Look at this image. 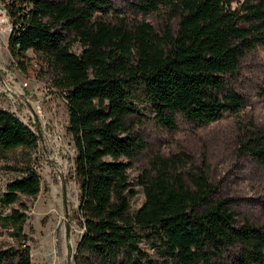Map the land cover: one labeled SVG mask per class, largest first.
I'll return each mask as SVG.
<instances>
[{"label": "trees", "instance_id": "16d2710c", "mask_svg": "<svg viewBox=\"0 0 264 264\" xmlns=\"http://www.w3.org/2000/svg\"><path fill=\"white\" fill-rule=\"evenodd\" d=\"M124 1L141 14L163 11L160 31L144 21L99 19L111 0H3L9 55L41 54L65 101L82 229L75 263L154 264L140 246L150 241L163 253L162 264H264V222L260 228L237 221L188 155H152L135 179L142 193L135 208L127 175L144 147L131 119L137 90L153 122L167 131L176 115L202 125L240 109L244 101L229 83L239 58L264 44V0ZM35 145L34 133L0 107V152ZM238 148L264 165V133L256 126L243 127ZM15 171L0 206L39 190L30 165ZM24 220L17 208L0 212V227L18 237L16 247L0 248V264H30Z\"/></svg>", "mask_w": 264, "mask_h": 264}, {"label": "rangeland", "instance_id": "374dc122", "mask_svg": "<svg viewBox=\"0 0 264 264\" xmlns=\"http://www.w3.org/2000/svg\"><path fill=\"white\" fill-rule=\"evenodd\" d=\"M98 18L113 22L121 18L127 24L144 21L156 33L166 21L163 11L141 14L124 0H111L109 13ZM169 23L174 30L176 19ZM8 32L7 28L0 31V107L13 113L34 133L36 145L31 149L16 147L0 152V193L6 181L19 175L15 168L23 164L36 171L39 190L34 196L20 195L10 206H0V212L7 213L9 207L24 212L22 233L30 264H76L73 256L82 229L77 212L78 186L73 175L74 149L66 132L65 101L53 86L52 70L41 54L28 49L17 58L9 55ZM80 50L78 42L71 40L70 51L78 54ZM229 84L244 101L237 112L202 125L176 115L175 127L170 131L153 122L141 93L135 92L131 119L144 147L133 156L127 169L128 180L135 190L132 208L142 201L141 188L135 179L147 169L150 157L182 152L193 166L202 168L215 196L228 201L237 221L262 227L264 165L241 153L238 147L244 126H256L264 133V44L239 58ZM17 241L11 228L0 227V248L16 247ZM140 246L154 264H162L163 253L152 242L143 241Z\"/></svg>", "mask_w": 264, "mask_h": 264}, {"label": "built area", "instance_id": "2783aa9c", "mask_svg": "<svg viewBox=\"0 0 264 264\" xmlns=\"http://www.w3.org/2000/svg\"><path fill=\"white\" fill-rule=\"evenodd\" d=\"M8 21V15L6 13L4 5L2 4L0 5V31H2V29L4 30L5 28H7V30H10V24H8Z\"/></svg>", "mask_w": 264, "mask_h": 264}]
</instances>
